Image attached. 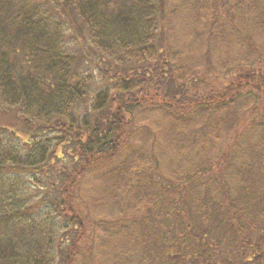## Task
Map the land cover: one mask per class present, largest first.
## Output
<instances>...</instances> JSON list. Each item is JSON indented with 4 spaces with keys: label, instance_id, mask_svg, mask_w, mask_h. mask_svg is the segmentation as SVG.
Here are the masks:
<instances>
[{
    "label": "trees",
    "instance_id": "1",
    "mask_svg": "<svg viewBox=\"0 0 264 264\" xmlns=\"http://www.w3.org/2000/svg\"><path fill=\"white\" fill-rule=\"evenodd\" d=\"M195 2L0 0V264H72L75 237L79 240L86 228L74 188L89 167L108 170L103 185L112 186L109 192L117 196L130 198L142 188L153 168L150 158L136 157L123 170L110 169L128 142L126 131L138 111L184 113L197 107L215 112L211 119L220 112L216 127L206 124L208 140L234 144V128L247 121L248 113L239 100L255 89L261 98L264 94V76L254 69L264 62V0H233L222 10ZM176 23L182 41L192 38V48L177 41ZM169 37L172 48L165 53L161 49ZM95 51L99 66L91 72L86 55ZM171 65H180L186 92V80L203 88L201 96L180 108L175 107L180 97L169 92L175 83L160 82L154 74L158 66ZM109 67L114 72L123 67L125 75L118 76L119 69L113 82L105 83L101 78ZM96 79L103 81L99 88ZM178 143L172 151L182 159L184 143ZM256 148L262 155L254 166L264 171V140ZM140 160L147 161L144 167ZM217 161L223 167L216 189L213 177L219 167L200 163L181 172L187 191L194 194L202 184L212 193L205 208L198 204L189 211L195 218L207 215V228L196 231L198 223H190L171 243L165 226L157 237L148 231L155 220L136 216V231L120 236L123 251L131 246L136 264H264L261 232L252 233L261 226L264 204H255L253 195L243 196L241 188L234 190L229 169L235 167L226 170L224 160ZM252 164L240 166L241 173H249ZM136 176L141 180L137 190H123L128 184L136 187ZM179 197L187 200L184 194ZM100 220L91 223L96 231L100 223L107 224ZM190 233L199 240L195 248ZM228 237L236 248L225 246Z\"/></svg>",
    "mask_w": 264,
    "mask_h": 264
},
{
    "label": "rangeland",
    "instance_id": "2",
    "mask_svg": "<svg viewBox=\"0 0 264 264\" xmlns=\"http://www.w3.org/2000/svg\"><path fill=\"white\" fill-rule=\"evenodd\" d=\"M194 2L200 3L205 9L209 7H218L222 10L232 3L233 0H189V4ZM176 25L174 35H176L177 41L179 40V44L183 43L186 48H192V38L187 36L182 41V35H184L183 31H180L178 23H176ZM171 45L172 40L171 37H169L168 41L164 43L161 51L167 53L172 48ZM98 53V51H95L92 54H85L88 61V68L91 72L95 71L97 66H99V64H97L99 61L93 57ZM163 58L169 60L167 57ZM167 63L170 62L167 61ZM179 67L180 65H171L166 68L158 66L154 74L158 77L160 82H170L171 84L173 81L175 83L171 88L173 91L169 92L172 95H176V97H180L175 104V107L180 108L183 102L186 103L191 101L190 98L197 99L201 96L203 88L200 82H196L195 80L189 82L186 80V82H188L187 92L190 94L188 95V93L182 89L183 87H181L184 83L178 73ZM119 69H121V72H119L118 76H124L125 71L123 67L117 68L115 72L109 67V69H104L106 74L104 78L101 79H103L105 83L109 82V84H111V82H113L112 77L113 79L115 78V73ZM254 69H259L264 76V62L256 68L254 67ZM101 79H96V88L103 85ZM239 101L241 103V108L248 111L247 121H242L239 126L237 125L236 128H234L235 142L231 147L220 140L218 142L215 139H213L214 141L208 140L210 135L208 136V127H206V124L211 122L210 128L216 127L218 119L223 117V114L220 112L216 117L214 116V118L211 119V116H213L215 112L197 110V107H191L190 110L192 111H186L184 113L176 109H171L174 113L170 112L169 114H165V112L155 113L138 111L134 123H132V126L126 131L127 137L125 140L128 139V142L123 147V151L119 158L113 161L114 168L110 167V169L112 168L113 170L117 166L120 170H123V168L130 164L136 157L150 158L153 168H150L146 180L144 179L141 182L142 188L139 191H135L134 194L129 195L130 198L127 196L121 197V195L117 196V193H110L109 191H113L112 186L106 188L107 185H103L107 178L106 174L108 170L100 172L94 170L96 167H89L77 178L74 195L77 198V204L80 205V209L82 210L84 217L83 221L86 228H84L85 230H83L82 233H78L76 229L79 240L75 237L76 242L73 245V250L75 251L72 264H136L135 258L130 251L131 246L127 248L128 252L123 251L125 247L120 239L121 234L126 233V231H136V227L139 226L138 222L135 221L136 216L140 218V220H155L148 231H152L157 237L161 236V225L165 226V228L168 229L165 237H167L171 243L177 236V232L180 234L187 232L190 223L191 225L198 223V228L194 229L196 231L200 228H207V215L204 214L201 217L197 216V218H195L194 215L192 216L189 214V211L195 210L198 204L205 208V202L210 199L212 193L210 189L204 187L202 184L197 186L194 193H198L201 199L194 196L190 188H188V191H191V193H189L186 190V183L183 180L184 176L181 172L190 171L193 166H199L200 163L206 167L212 166L213 169H216L219 167V161H217L218 157L219 160L220 158L224 160V169L230 166L235 167L229 169V177L230 180H232L231 184L233 189L237 190L241 188V191H238H240L243 196L253 195L256 197V199H254L255 204L258 203L260 205L261 203L263 205L264 171L254 165H256V160L262 155L261 152L256 151V144L258 141L264 140V94L261 98L260 92L255 89ZM209 116L210 118H207ZM249 116L250 119L248 120ZM181 124L184 128L186 126V128L184 129ZM227 130L228 127L224 128L223 132ZM173 133H175V136H172ZM171 139L177 142H171ZM181 141L184 143L181 148L183 154L182 159L175 156L172 151L178 147L180 144L178 142ZM246 151H248L249 154H244ZM146 163L147 161L142 162L140 160L139 165L144 167ZM251 164L252 169L249 168V173H241L240 166H242L241 168H248V165ZM59 166L62 167V163H60ZM222 167L223 166L220 164L218 172L213 177L214 189H216V184L222 179L220 174ZM237 170L239 174H235ZM175 176L179 178V181H177ZM134 179L137 181L134 183L136 187L130 188L128 184L127 186L124 185L122 189L127 190V192L129 189L132 190V192L135 188L137 190V186L141 180L138 176L134 177ZM180 194L186 195L187 200L182 202L179 197ZM147 195H152L153 197H148L147 204L142 205L146 202L144 199L147 198ZM192 196L195 203L193 200L191 201ZM109 197H111L112 200L107 199ZM152 198L155 200L152 201ZM105 199L106 201H104ZM161 207L165 209L163 213ZM170 209L175 210V213ZM169 213L171 218L168 220H161L160 215L166 216ZM124 216H128L127 220L123 221L124 223H118L117 220ZM190 218L192 219L191 221ZM100 219L105 220L107 224L105 223V225H103V223H100L101 228L96 231V228H94L91 223L94 220L101 222ZM199 223H201V226ZM259 223H261V226L253 230L252 233L260 231V235L264 240V230L261 229V227H264V217L261 218ZM213 225L211 227H213ZM155 226H157V229L153 228ZM102 227L104 228L103 231ZM18 231L19 229L15 230V232ZM102 232H105V234ZM106 232H108L107 235ZM184 236L187 237L188 234ZM191 236L193 248H195V245L197 246L199 244V240L194 237V234ZM209 236H212L210 232L207 237ZM105 240L108 242L107 245L104 243ZM223 243L226 244L225 246L236 248L235 242H232L229 237L228 240ZM186 244L187 242L184 245L186 246ZM129 245H131V243H129ZM190 250L193 251L192 249ZM170 251L169 249V252ZM186 251L187 250H184V253ZM122 252L128 254L127 256L129 257L124 258L125 256ZM111 253H113V256ZM186 264L191 263L189 262Z\"/></svg>",
    "mask_w": 264,
    "mask_h": 264
}]
</instances>
